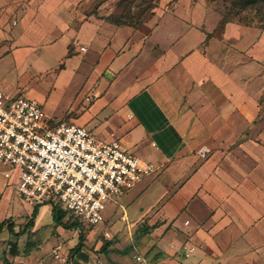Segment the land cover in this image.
<instances>
[{
  "label": "crops",
  "instance_id": "obj_1",
  "mask_svg": "<svg viewBox=\"0 0 264 264\" xmlns=\"http://www.w3.org/2000/svg\"><path fill=\"white\" fill-rule=\"evenodd\" d=\"M92 1L0 0L1 86L12 71L23 76L45 67L42 54L49 48L60 51L55 80L61 83L65 60L92 48L95 75L84 85L95 116L90 106L68 113L64 122L93 133L88 125L95 122L99 139L117 140L157 166L148 177L163 192L156 206L120 235L105 230L95 237L94 252L83 248L72 264H122L120 240L141 222L147 233L139 241L148 245L154 237L161 253L150 264H264V33L245 44L241 25L210 30L203 21L177 15L181 0H170L171 8L166 3L163 10L159 0L141 26H118L113 0L98 1L86 13ZM27 86H3L1 92L26 96L19 90ZM182 214L183 224H176ZM121 219L128 223L126 210ZM140 246L132 247L134 259L147 253ZM27 260L13 259L32 263Z\"/></svg>",
  "mask_w": 264,
  "mask_h": 264
},
{
  "label": "rangeland",
  "instance_id": "obj_2",
  "mask_svg": "<svg viewBox=\"0 0 264 264\" xmlns=\"http://www.w3.org/2000/svg\"><path fill=\"white\" fill-rule=\"evenodd\" d=\"M98 1L100 0H96V2L93 0L92 5L88 4L86 13L93 9L95 10V5ZM184 1L181 0V6L176 8L177 15L182 17L189 15L192 20L199 24L203 21L202 23H205L210 30H213L218 25L216 30L221 31L223 28L220 27V21L224 15H228L232 23L244 27L242 30L244 34L243 43H251L256 40L258 33H264V0H261L255 6L248 5L239 12L232 10L234 1L238 0H195L203 3V6L196 9L189 8V6L185 5L187 0ZM169 2L170 0H162L161 4L163 6L159 10H163L164 5ZM157 3L158 0H113L111 5L116 6L117 9L115 19L124 16L127 23L141 26L149 21L148 19L154 11L153 7L157 6ZM171 6L172 3H169L167 8L170 9ZM43 49L45 48L43 47ZM51 50L49 48L48 51L46 50L45 55L42 54V58L48 60L43 65L45 67L34 66L23 76H21L22 73H18L19 76H17V72L12 71L6 77V83L3 86L11 87L13 84H18L19 86L28 85L27 88L20 89L19 92L42 102L49 115L54 117L52 118V124L64 122L68 113H80L81 110L86 111L90 106L91 113L95 116V103L91 104L90 102L94 100L92 92H89L88 96H86L88 87L84 85V80L88 76L95 75V54L93 49L89 47L88 53L80 52L70 62L65 60L69 66L67 79L61 83L55 80L61 72L57 69L63 63L56 60L59 58L60 51L54 50L53 53V50ZM41 71H47L48 73L43 72L41 74ZM71 74H73L74 78ZM3 86L0 84V93L8 94L7 92H1ZM50 92L51 95L49 97L48 94ZM87 97L90 98V101L86 100ZM88 128L93 129L95 134V122L89 124ZM152 180L153 178H146L137 183L118 203H107L103 212L104 221L102 223L91 226L89 229L85 226V230H83L86 239L84 243L85 252H94L95 237L98 238L105 230H110L115 235H120L125 232L127 224L136 222L137 219L148 214L156 206L155 203L162 199L163 192L159 188L160 186ZM35 208H38L37 218L26 229V225L30 222ZM53 208L54 206L51 205H40L38 207L23 205V202L13 189L12 181L8 182L0 176V224L5 220L13 224L11 229H9L7 226L9 223H7L3 231L0 232V260L9 259V261L12 260V264H15L13 261L14 257L10 255L8 247L10 243L14 242L18 244L19 257L28 259L29 263L32 262L30 264H59L52 255V251L59 246L63 256L70 258L73 244L77 241L79 242L80 232L75 230L66 231L61 226L56 227L53 223ZM56 209L57 212L65 215V221L69 219L62 206L57 205ZM125 210L129 216L128 223L121 219ZM186 217V214L180 215L176 224L182 225ZM146 227L147 223H138L132 228V231H127L126 239L123 240L122 238L121 240L123 241L120 240L122 244L120 245V251L121 254L125 255L122 264H138L136 259H134V256H137V252L132 247L138 246L139 242L141 244L139 248L148 249L147 253L143 255L148 264L153 263L158 256H161L160 249L156 247L154 237H152L148 245L139 241L140 238L146 235ZM62 230L66 232L67 237L61 233ZM15 232H22V235L17 237L14 235ZM56 241V244L53 243ZM113 241H116V238ZM140 256L142 257V255ZM192 259H195V257ZM146 261L145 263L142 262V264H147Z\"/></svg>",
  "mask_w": 264,
  "mask_h": 264
},
{
  "label": "built area",
  "instance_id": "obj_3",
  "mask_svg": "<svg viewBox=\"0 0 264 264\" xmlns=\"http://www.w3.org/2000/svg\"><path fill=\"white\" fill-rule=\"evenodd\" d=\"M60 129H69L70 136H77L71 145H82L72 154V161L65 156L77 149L66 144L67 134H60ZM51 134L60 135L58 147L63 152L40 143L41 138L56 143ZM0 137L7 140H0V176L12 181L21 201L34 207L62 206L78 225L88 229L104 221L107 203H118L137 183L157 171L155 164L129 153L117 140H101L73 123L52 124L43 104L26 96L0 93ZM29 145H37L39 151ZM85 168L94 172L89 174ZM104 236L110 239L108 232ZM52 255L59 264H69L60 246ZM136 259L145 262L140 256ZM94 264L104 262L97 260Z\"/></svg>",
  "mask_w": 264,
  "mask_h": 264
},
{
  "label": "trees",
  "instance_id": "obj_4",
  "mask_svg": "<svg viewBox=\"0 0 264 264\" xmlns=\"http://www.w3.org/2000/svg\"><path fill=\"white\" fill-rule=\"evenodd\" d=\"M261 0H238V1H234L233 3V6H232V10H236V11H240V10H244L248 5H257L258 2H260ZM101 2V0H100ZM158 3H159V0H158ZM158 3H157V6H158ZM101 3H98L96 4V7H99ZM157 6H154L153 7V10L155 8H157ZM113 19V22L118 25V26H121V25H130V26H135V25H131L129 23L126 22V18L123 16L121 18H118V19ZM229 22H232L230 20V18H228V15H224L222 20L220 21V27L223 28L226 26L227 23ZM137 27V26H135ZM38 208H35V210L33 211L32 213V217H31V220L30 222L26 225V229H28L32 224H33V221L34 219L37 218V215H38ZM66 215H68V213H66ZM53 223L56 227H59L61 226L64 230H75V231H79L80 232V236H79V242L78 244L71 249L70 251V258H69V264H72V259L73 257H75L77 254H79L83 248H84V243H85V236L83 234V230H85L84 226H80L78 225L74 219L68 215V220L65 221V215L60 213V212H57V209H56V206H54L53 208ZM7 223H9L8 221H3L1 224H0V232L3 231V229L6 227L5 225H7ZM13 224L9 223L7 226L9 227V229H11ZM53 225V224H52ZM54 227V226H53ZM22 232H15L14 235L17 236V237H20L22 234ZM110 242H107L103 245V251L107 249V247L110 246ZM9 247V253L12 257H17L19 256V249H18V244L16 242L14 243H10V245L8 246ZM4 264H12L9 262L8 259H4L3 260Z\"/></svg>",
  "mask_w": 264,
  "mask_h": 264
},
{
  "label": "clouds",
  "instance_id": "obj_5",
  "mask_svg": "<svg viewBox=\"0 0 264 264\" xmlns=\"http://www.w3.org/2000/svg\"><path fill=\"white\" fill-rule=\"evenodd\" d=\"M71 130H69V129H60L59 130V133L60 134H67V145H69V146H71V147H74V148H76L77 149V151H71V153H69V155H67V156H65L68 160H70V161H72L73 159H74V157H73V155L72 154H74V153H78L79 152V150H80V148H81V146L82 145H71V141L73 140V139H77V136L75 135V134H73V135H69V132H70ZM51 135H53L54 136V139L56 140V143H48L46 140H44L43 138H41V141H40V143H45V144H47V145H51V148L50 149H55V150H57V149H60V151H62L63 152V150L60 148V147H58V145L61 143V141H60V135H58V134H51ZM21 142H23V137H19L18 138ZM0 140H3L5 143L7 142V140H6V138L5 137H0ZM29 147H32L34 150H36V151H39V148H38V146L37 145H29ZM70 157H71V159H70ZM85 172H87V173H89V174H91L92 172H94V170L93 169H88V168H85ZM94 191L96 190L95 188L93 189Z\"/></svg>",
  "mask_w": 264,
  "mask_h": 264
}]
</instances>
